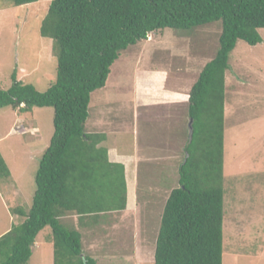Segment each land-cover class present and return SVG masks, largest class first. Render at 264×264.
<instances>
[{
  "label": "rangeland",
  "instance_id": "374dc122",
  "mask_svg": "<svg viewBox=\"0 0 264 264\" xmlns=\"http://www.w3.org/2000/svg\"><path fill=\"white\" fill-rule=\"evenodd\" d=\"M50 2L14 6L0 0V89L9 88L14 71L17 80L39 92L55 81L52 40L40 35ZM220 32L221 22L216 21L190 30L166 28L150 34L120 52L105 86L91 94L86 132L114 128L109 139L112 136L121 148L130 147L133 139L143 146L154 145L148 147L153 155L140 153L153 159V170L149 163L139 162V210L117 214L113 222L91 217L92 226L65 220L66 228L80 232L84 255L97 264H135L124 258L135 255L138 264H154L161 214L178 185L190 119L188 101L145 108L137 97L142 99L147 86L188 96L203 66L214 58ZM258 33L262 41L254 46L237 41L225 73L222 264H264V29ZM53 116L49 107H33L25 113L0 109V154L10 172L8 179L0 181V236L23 220L14 209L31 208L35 174L53 134ZM26 264H53L49 227L36 236Z\"/></svg>",
  "mask_w": 264,
  "mask_h": 264
},
{
  "label": "trees",
  "instance_id": "16d2710c",
  "mask_svg": "<svg viewBox=\"0 0 264 264\" xmlns=\"http://www.w3.org/2000/svg\"><path fill=\"white\" fill-rule=\"evenodd\" d=\"M5 1L21 6L38 0ZM216 21L217 52L188 93L192 134L178 185L163 207L154 264H222L225 73L238 40L250 46L262 41L264 0H51L40 35L52 40L55 81L39 92L14 71L9 88L0 89V109L54 110L31 208L13 210L23 220L0 236V264H26L45 227L52 233L53 264H97L83 255L80 232L66 228L65 220L76 216L82 226L91 217L124 210L126 183L123 167L108 162L107 149L99 146L105 135L85 132L90 96L105 86L110 67L128 46L166 28L190 30ZM9 177L0 154V181Z\"/></svg>",
  "mask_w": 264,
  "mask_h": 264
},
{
  "label": "crops",
  "instance_id": "0c3cea01",
  "mask_svg": "<svg viewBox=\"0 0 264 264\" xmlns=\"http://www.w3.org/2000/svg\"><path fill=\"white\" fill-rule=\"evenodd\" d=\"M164 90V89H163ZM161 89H159L157 86L154 87H143L142 92L144 95H142V99L140 100L139 97H137V101L138 103L140 102L145 108L150 107L149 105H153V104H158L160 102H165V103H174V102H181V103H185L188 101V96L184 95L182 96L179 93L176 92H171V91H163ZM158 92V93H157ZM162 92V93H161ZM159 94H162L161 97H159ZM112 131H115L114 128H111L110 130H105V131H92L90 130L89 132L85 131L86 133H103L105 135L104 140L99 144V146H103L107 149V158H108V162L113 163V164H117V165H121L123 167V171H124V178H125V183H126V207L124 211L121 212H117V211H113V212H108V213H102L99 214V221H103L105 222H109V221H114V219H116L117 214H124L125 212L128 214H131V212H134L135 210H139V204L140 202H138V198H139V190H138V185H139V162L141 161H145L149 164H147V166L151 167L152 164H150V162H152L153 159H149V158H142L140 157V153H142L143 155L150 156L151 154L153 155V150L149 151L148 147L154 146L151 143V146L148 145L147 143L145 144L147 149L145 150V145L143 146L142 143L140 144L139 139H133V143L132 145L130 144V148L129 145L127 148H121L118 146V144H116L114 142L113 139V133H111ZM111 136V139H109V137ZM139 136V135H138ZM139 146L142 147L140 150ZM144 151L146 153H144ZM156 152V150H155ZM153 170V166L152 169ZM153 172V171H152ZM141 201V199H140ZM127 214V215H128ZM110 215H112V218L109 217ZM122 217V216H121ZM96 219V217H95ZM111 219V220H109ZM122 219V218H121ZM66 220H70V222L74 225H78V221L76 216H73L72 218L66 219ZM109 220V221H108ZM94 221L85 220V225L83 226H92L94 225ZM115 224V222H114ZM35 243V242H34ZM140 253V251L138 252ZM84 255V253H83ZM125 259H129L131 263H137V258L136 255L135 257H124Z\"/></svg>",
  "mask_w": 264,
  "mask_h": 264
},
{
  "label": "water",
  "instance_id": "95a60500",
  "mask_svg": "<svg viewBox=\"0 0 264 264\" xmlns=\"http://www.w3.org/2000/svg\"><path fill=\"white\" fill-rule=\"evenodd\" d=\"M188 129H189V138H191V134H192V119L189 120Z\"/></svg>",
  "mask_w": 264,
  "mask_h": 264
}]
</instances>
